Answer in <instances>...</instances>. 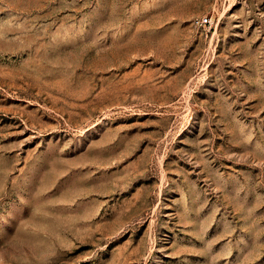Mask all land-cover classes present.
Wrapping results in <instances>:
<instances>
[{"label": "rangeland", "instance_id": "obj_1", "mask_svg": "<svg viewBox=\"0 0 264 264\" xmlns=\"http://www.w3.org/2000/svg\"><path fill=\"white\" fill-rule=\"evenodd\" d=\"M0 264H264V0H0Z\"/></svg>", "mask_w": 264, "mask_h": 264}, {"label": "built area", "instance_id": "obj_2", "mask_svg": "<svg viewBox=\"0 0 264 264\" xmlns=\"http://www.w3.org/2000/svg\"><path fill=\"white\" fill-rule=\"evenodd\" d=\"M199 23L201 26L212 24V19L208 16L200 17Z\"/></svg>", "mask_w": 264, "mask_h": 264}]
</instances>
